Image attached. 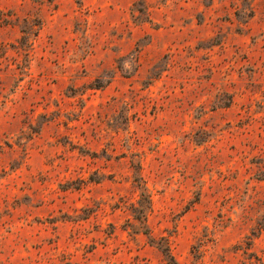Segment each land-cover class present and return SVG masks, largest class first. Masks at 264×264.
<instances>
[{
  "label": "rangeland",
  "instance_id": "1",
  "mask_svg": "<svg viewBox=\"0 0 264 264\" xmlns=\"http://www.w3.org/2000/svg\"><path fill=\"white\" fill-rule=\"evenodd\" d=\"M251 261L264 0H0V264Z\"/></svg>",
  "mask_w": 264,
  "mask_h": 264
},
{
  "label": "trees",
  "instance_id": "2",
  "mask_svg": "<svg viewBox=\"0 0 264 264\" xmlns=\"http://www.w3.org/2000/svg\"><path fill=\"white\" fill-rule=\"evenodd\" d=\"M138 187H140L142 189V205H140L139 208V213H141L142 216L145 215L146 211L149 210L151 211V204H150V200H149V194L147 192V188L143 187L140 183L141 180H138ZM137 220H140L139 218H136ZM259 262V260H258ZM250 264H257V262H250ZM262 264V263H259Z\"/></svg>",
  "mask_w": 264,
  "mask_h": 264
}]
</instances>
